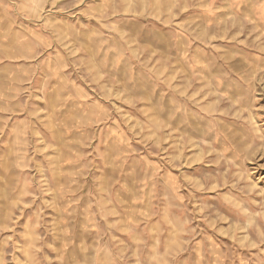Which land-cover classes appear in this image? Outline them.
I'll return each mask as SVG.
<instances>
[{"label":"rangeland","instance_id":"374dc122","mask_svg":"<svg viewBox=\"0 0 264 264\" xmlns=\"http://www.w3.org/2000/svg\"><path fill=\"white\" fill-rule=\"evenodd\" d=\"M0 264H264V0H0Z\"/></svg>","mask_w":264,"mask_h":264}]
</instances>
